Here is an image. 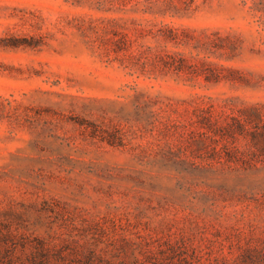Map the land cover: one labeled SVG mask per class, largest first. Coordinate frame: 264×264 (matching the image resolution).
I'll list each match as a JSON object with an SVG mask.
<instances>
[{"label": "rangeland", "instance_id": "rangeland-1", "mask_svg": "<svg viewBox=\"0 0 264 264\" xmlns=\"http://www.w3.org/2000/svg\"><path fill=\"white\" fill-rule=\"evenodd\" d=\"M0 264H264V0H0Z\"/></svg>", "mask_w": 264, "mask_h": 264}]
</instances>
